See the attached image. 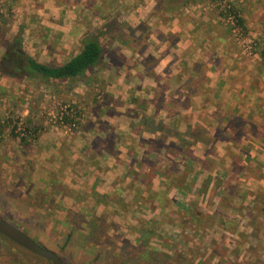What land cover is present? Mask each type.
Returning <instances> with one entry per match:
<instances>
[{
  "label": "rangeland",
  "instance_id": "1",
  "mask_svg": "<svg viewBox=\"0 0 264 264\" xmlns=\"http://www.w3.org/2000/svg\"><path fill=\"white\" fill-rule=\"evenodd\" d=\"M78 1L0 0L1 120L13 113L23 122H27L25 117H30L35 123L45 126L44 131L47 133L55 131L63 135H71L73 132H80L85 120L77 130L55 128L48 117V110L54 108L58 103L74 102L85 110L87 121L92 120L91 113L97 109L98 101L101 100L98 87L102 81L99 80V76L104 75L106 78L109 72L113 75L114 72L119 71L114 69L115 64L119 65L121 62L126 66L134 67L135 61L141 58L138 53L139 43L140 49L144 46L145 54L151 53L160 59L164 57L163 62L157 66L158 71L163 72L168 69L176 73L180 69V73L188 75L190 65H194L195 62L206 63L205 69H215L214 72H211L212 78L209 81L213 79L214 85L218 89L216 97L218 103H226L231 107L236 103L240 104L238 115L248 114L252 109L260 111V113L255 111L250 114L255 118L257 126L262 127L264 123L262 114V112L264 113V64L260 45L262 46L264 36V0H229L240 9L241 16L244 18V28L235 25L240 32H237L227 18L220 15L218 8L202 1L193 2L191 0L192 2L189 4L190 1L187 0H117L115 3H112V0H105L102 3L99 0L92 9L82 7ZM89 1L93 2V0ZM164 1L172 4L178 3V10L173 13L162 10L160 3ZM180 2L183 4L182 10H180ZM102 28H105L104 34L107 33L111 37L112 45L107 50L111 58H107L101 65V69L98 71L101 73L99 76L96 74L93 76V82L85 81L83 84L77 82L75 85L73 84V90L78 87L76 89L77 96L70 93L69 90L66 91L67 93L64 91L68 87L66 84L55 83L57 88L52 90L45 82L37 79L17 78L2 73L1 56L5 52V43L12 42L17 35L21 34L22 48L34 58L43 63L59 65L80 50L84 35L94 34L96 30L102 31ZM168 39L170 42L167 41ZM179 39L180 41H178ZM126 66L123 69V74L129 73ZM136 67L140 70L138 69L139 72L132 70L135 72L134 75L131 74L132 82L134 85H144L148 80L143 81L139 76L144 73L141 70L142 66ZM160 75L163 76V74ZM115 82L118 81L115 80ZM172 87H175V83H172ZM73 93L75 92L73 91ZM118 93L116 92V95ZM196 101L198 102V100ZM195 110L194 105L187 110H182L184 115H189V119L187 117L185 119L192 125L196 121ZM201 113H205V110H202ZM250 114L247 115L248 118ZM166 115V112L161 114L162 117ZM198 125L200 124L197 123L192 132L199 134ZM182 126L183 129L187 128L185 123ZM11 129V125L8 126L7 131L2 135L1 144L4 146L3 152L0 154V166L4 165L6 170L0 172V216L24 230L43 247L59 253L65 264H135L131 262L133 258L131 260L129 257L118 259L113 253L114 251L119 252L120 247L130 250L131 245H135L136 239L142 235L139 227L142 228L143 225H146L151 229V227L158 226L159 222L151 223V219L156 216L159 218L163 206L161 204L154 206L150 204L151 201L144 200L149 195L146 184L140 190L137 186L129 187L130 185L125 186L121 183L120 188L123 190L121 196L126 203L131 205L130 207L122 205L118 207L115 203L108 201V203L97 204L90 195L94 187L91 188L88 185H85V188L84 186L70 188L62 185L63 191L68 196L70 195L66 201L60 199V191L56 192L54 198L47 191H40L39 197L31 196V193L35 191L34 185L27 184L23 186V190L19 189L16 184L20 183V180L15 179L12 173L24 163L28 166L33 164L32 167H34L39 163L40 158L36 152L29 153L28 156L31 158L23 157L27 155H22L21 151L29 148L30 144L21 147L20 137H14ZM203 137L207 138L208 136L206 134ZM242 137L243 146L240 145V148L243 147L244 150L248 145L249 151L251 150L250 158L264 163V139L253 135L249 130L245 131ZM193 147H191V151L196 150L198 154H202L204 148L207 151V146L201 143ZM220 151L223 152V149L221 148ZM246 155L248 154L243 153L245 161H248L249 158H246ZM6 156L7 158H5ZM166 161L167 156L161 155L156 161V165L160 169ZM78 168L80 169V167ZM222 171L224 170L219 167H215L211 171L212 174L199 170L197 173H192L190 178L195 179L196 185L200 187L209 175L218 177L221 181L228 179L227 176H221ZM239 175L241 176L238 179L243 184L235 190L233 189L236 197L232 199V203L234 202L236 207H240L242 203L250 206L257 189L264 185V178L254 180L249 178L251 175L246 176L241 173ZM235 177L236 175L233 176V178ZM89 178L88 175L83 178L77 174L73 178L76 181L73 182L75 184L80 179L89 182ZM63 180H69V175ZM38 181L32 182L38 186ZM162 181L161 177L155 180L153 183L155 191L165 189ZM216 183L219 184L218 181ZM232 184L234 183L232 182ZM243 190H249L245 201H242L240 196L243 194ZM220 192L221 190L212 199L213 204H210V190L205 195L198 193L184 195L173 190L167 195V198H164V195L161 198L165 199L164 204L171 205L172 209L173 206L180 207L186 203H193L202 212L215 215V211L220 209ZM63 194H60L62 198L65 195ZM244 205L242 208L240 207L244 211L243 216L240 214L236 216L235 210L230 205L221 207L222 212L226 211L224 214H228V217L231 216L230 214L235 215L237 217L235 219L238 220V222L236 220L238 227L232 230L234 234L227 236L228 238L224 241L225 245L222 247L226 250V256L231 264H244L252 259L249 248L242 250L238 248L239 242L244 244V233L255 232L256 228L259 231H264V220L262 222L257 220L255 227H252L251 220L246 217L248 212L243 209ZM94 217H97V221L93 225ZM160 219H162L161 216ZM163 219H165V224L158 232L163 233L164 238L152 235L147 240L150 250L157 247L161 251L174 253L175 249L180 250L181 247L182 252H186L189 256L191 252L186 251V247L194 250L201 247L197 251L198 255L206 252L203 249L212 239L220 240L225 234L221 224L218 223L220 219H216V225L213 229L205 231L206 233L197 234L196 231L186 229L185 233L188 237H185L184 241H180L182 236L180 232L183 230L168 224L173 220L180 222V215L167 213L165 216L163 215ZM236 222L229 223L227 226L235 227ZM203 234L204 236H202ZM68 237L69 240H67ZM175 243L176 247H171V245L175 246ZM248 244H257L255 235L251 238V242L249 241L245 246L248 247ZM13 245L10 241H5L0 237V264H51L48 259L38 257L15 246L16 251ZM224 250L219 251L224 253ZM10 253L16 254L20 260L23 259V262L11 263L8 258ZM100 253L103 255L97 259L96 256ZM209 253L206 252V254ZM261 257L264 259V250ZM170 259L174 264L177 261L174 256ZM215 259H217L216 256ZM251 262H255V260L249 262V264H254Z\"/></svg>",
  "mask_w": 264,
  "mask_h": 264
},
{
  "label": "trees",
  "instance_id": "2",
  "mask_svg": "<svg viewBox=\"0 0 264 264\" xmlns=\"http://www.w3.org/2000/svg\"><path fill=\"white\" fill-rule=\"evenodd\" d=\"M96 2L97 0H93V2ZM105 0H101L102 3H104ZM190 1L189 4L193 2H206L210 5H213V7L219 9V13L222 17L228 18L230 15L234 17V19L237 21L236 24L243 27L244 25V18L241 16L240 9L234 5L229 0H187ZM94 3L87 2L86 6L92 7L94 6ZM112 3L117 2V0H112ZM161 9L173 13L178 10L179 4L178 3H170V2H161ZM183 4L180 2V10H182ZM186 7V6H185ZM160 8V7H159ZM184 8V7H183ZM187 8V7H186ZM231 28H233L231 26ZM244 28V27H243ZM103 29V30H102ZM99 30H96L94 34H86L82 38V45L80 50L73 55L69 60H67L65 63L60 65H51L47 63L40 62L36 58H34L31 54H29L27 51H25L22 48V37L21 34L14 37V40L12 42L7 41L5 43V52L1 56V63L3 66L2 73H4L7 76H15V77H28L37 79L41 82H53V83H62L68 85L67 89H73V84L80 82V81H89L93 82V76L101 69V65L107 60L108 56V49L112 45L111 40L107 33L104 34L105 28H102ZM102 34V35H101ZM104 34V35H103ZM170 42V39L167 40ZM262 51L261 56L263 58V64H264V36L262 39ZM139 55L140 59L135 61L134 67L141 65L144 73L151 75L158 83H160V91H158L157 98L155 97L152 99V103L159 108V106L163 107H175L178 103H180V120L183 117H187L188 115H184L182 113V110H187L190 108L193 104V95H204L205 96V107H209L211 103V96L214 95L215 90H212V87L206 86L208 84L209 78L205 74V67L206 63L201 64L200 62H195L194 65L191 66L189 69L188 75L180 73V71L173 73L172 71H168L165 76L161 77L158 76L155 72V67L158 64L160 58H157L156 56L152 54H145L144 46L140 49L139 43ZM209 60H211L209 58ZM205 65V67H204ZM140 70V69H139ZM173 73V74H170ZM172 83H175V87H172ZM180 84V89L178 88ZM58 85V84H57ZM170 88L171 91L164 96V91ZM100 94L102 96V91L100 90ZM133 101L138 103V109L134 110V116L135 117H142V119L138 121L137 125L140 126V128H143V123H150L154 122L153 117H151L148 113H146V108L148 107V104L150 103L149 100H140L139 97L136 95L133 96ZM75 117L78 121V128L84 119L85 116V110L81 109L79 104L75 103ZM259 109V108H258ZM259 112L258 110L252 109V112ZM218 112H216L217 114ZM264 115V113L262 112ZM218 115H221V117H218L219 125L216 127V130L210 134L206 139L203 137L208 133V129L214 126L213 123H210L208 128L204 125H198L199 134L197 132H192V130L187 129L186 132L178 133V131L175 130L174 127L165 128L163 124L153 125L155 129L161 130L158 131V134L155 133L157 131L150 130L149 132L157 134L154 138H149L147 140H142V144H148L149 149H153V156L150 155L144 156L143 159H140V161L137 162V165L139 168H143L144 172L142 173V182L147 186L148 190V196L144 199L146 202L151 201L150 204H153L154 206H157V204H161L163 206V209L161 213H159L162 219L159 220V218L153 217L151 219V223H158V226L156 228L149 229L146 225L141 228L139 227L140 233L142 235L140 238H137L136 244H132L130 250H126L125 247H120V251H114V255L118 259H126V258H133L131 262L135 264H174L170 258L174 256L175 259H177L175 264H231L229 261V258L226 256V250L222 249V247L225 245L224 241L227 239V236H231L232 230L236 229L238 220L235 219V215L237 216L240 214V216H243V210L241 209L244 203L240 205V207L234 206L235 203H232V199H234L235 188L240 187L243 183L238 178L239 175L243 170H245L248 166V169L250 170L251 176L254 178H264V163H261L262 161H258L256 159L250 158L249 155H246V158H249V160L245 161V157L242 153H238L236 151H230L228 155L232 160L228 161L226 158L221 157L219 159H216V157H212V155H209L207 152L206 158H201L195 155L190 150V145L192 144V141L190 140L191 136L197 137L198 139H202L205 144H210L211 142L214 143L216 140L221 141H229L230 139H233L235 142L242 143L241 142V136L245 131L252 130L254 135H258L259 137L264 139V123L262 124V127L257 126L255 124H252V126H248V123L245 119L241 118V114L238 115L233 110H228V112H222L218 113ZM11 117H5L4 119H0V142L3 141L2 135L5 131H7V127L11 125L12 121L14 119H20L18 116L14 115L13 113H10ZM183 116V117H182ZM252 116V115H251ZM67 121L70 120L69 116H66ZM72 120V119H71ZM76 128L75 130H77ZM27 130L28 133L26 135L21 136L19 132L15 131V127L11 129L12 135L14 137H20V141L23 145H29L31 139L35 138L37 136L38 130L33 127V125L27 123ZM144 131V130H143ZM164 132V134L162 133ZM184 134V135H183ZM214 134V135H213ZM142 135V134H141ZM213 135V137H212ZM178 137L179 142L176 141V137ZM164 141H162V139ZM169 138V139H168ZM154 144V145H153ZM106 147L111 149V146L109 144H106ZM164 147V151L163 148ZM149 150V151H150ZM170 154L172 157H179L180 160L177 161L174 159V161H171L169 164L165 165L164 167L160 168L156 165V161L161 155ZM213 154V153H212ZM152 155V154H151ZM151 157V158H150ZM169 158V157H168ZM216 166H220L224 171H222L221 176H227L228 179L225 181L219 180L218 177H214L213 175H209L208 178L201 184V186L196 185V180L190 178V174L197 173L199 170L205 171L206 169L214 170ZM231 173V174H230ZM229 174V175H228ZM161 177L163 179L162 183L165 186V189L163 191H155V188L153 187V177ZM233 178V176H235ZM235 180V181H234ZM216 181L219 182V184L216 183ZM213 182V185L210 189V183ZM232 182L234 184H232ZM175 189L179 191L181 194H199V195H205L206 192L210 189L211 193V201L215 198L217 192H220V200L219 205L220 209H217L215 211V215H212L211 213H204L201 210H199L197 207L194 206L193 203H186L184 205H180V207L177 205V207L173 206V209L170 206H168L165 203V199L161 198L162 195H164V198H167V195H169V192ZM234 189V190H233ZM61 189L58 188V191ZM140 190H142L140 188ZM122 188L117 190L113 193H99L96 190V187L93 188L91 192V196L95 199V202L97 204H103L104 202H113L116 204V206L121 207H130L131 205L129 203H126L125 199L121 196ZM242 197V201H245L248 194L247 190H243V194L240 195ZM107 202V203H108ZM252 204L250 206L244 205L245 207L243 209L247 210L248 213H246V217L251 220L250 223H252V227H255V223L257 220L261 221L264 220V189L259 188L257 189L252 201ZM249 204V203H248ZM230 205V207H233L235 210V215L230 214L231 216L228 217V214H224V212L221 211V207ZM229 207V206H228ZM169 210H171L169 212ZM220 210V211H219ZM242 210V211H241ZM253 211H256V213H253ZM163 213V214H162ZM170 213L173 215H180V222L178 220L169 221L170 225L176 226L183 230V232H180L181 238L180 241H184L185 237H188L185 233L186 229H191V231H196L197 234L200 232H207L211 229H213L214 225H216V219H220L218 223L221 224L222 229L225 231V234H223V238L220 240L212 239L209 244L204 248L206 252H210L209 254H206V252L199 253L197 255V251L201 247H197V249H191L190 247H186L187 250L191 252V254L188 256L186 252H182V249L180 247V250L175 249L174 253H168L161 251L160 249L152 248V250L149 249V245L147 240L153 235V237H163V233H159L161 230V227L164 223L163 215ZM162 214V215H161ZM220 216H219V215ZM218 216V217H217ZM239 216V215H238ZM101 220V219H98ZM237 220V222H236ZM95 221H97V217H94L92 219V224H95ZM236 226H227L229 223H235ZM179 223L180 225H178ZM177 224V225H174ZM235 225V224H234ZM142 226V224H141ZM159 231V232H158ZM205 232V233H206ZM263 231H259L258 228H256L255 232L252 231V233H244V244L239 242L238 248L240 250L244 248H249L248 250L251 252L250 257H252L251 260L244 264H249L250 261L254 264H264V259H262L261 254L264 250V247H260L261 245L257 244L252 245L250 244L248 247L245 246L246 243L251 242V238L255 235L256 239L258 238V233H261ZM204 236V234L202 235ZM0 237L4 239L5 241H10L13 243L14 247L20 248L22 250H26L19 245L15 244L5 236L0 234ZM69 240V237L67 238ZM221 241V242H220ZM236 241V240H235ZM165 244V243H163ZM167 244V243H166ZM168 245V244H167ZM187 246V245H186ZM197 246V245H196ZM15 247V250L17 251ZM171 247H176L175 246ZM189 248V249H188ZM261 248V251H260ZM224 250V253L219 251ZM28 251V250H26ZM29 253L33 254L32 252L28 251ZM194 254V255H193ZM214 254V256H213ZM36 255V254H33ZM103 254H97L96 258H100ZM8 258L10 259L11 263H22L23 259H19L16 254H8ZM38 256V255H36ZM61 256V255H60ZM197 256H199L197 258ZM216 256L217 259L214 260V257ZM40 257V256H38ZM62 257V256H61ZM126 257V258H125ZM63 258V257H62ZM64 260V259H63ZM233 263V262H232ZM65 264V262H64ZM234 264V263H233Z\"/></svg>",
  "mask_w": 264,
  "mask_h": 264
},
{
  "label": "crops",
  "instance_id": "3",
  "mask_svg": "<svg viewBox=\"0 0 264 264\" xmlns=\"http://www.w3.org/2000/svg\"><path fill=\"white\" fill-rule=\"evenodd\" d=\"M98 1L99 0H97L95 4H98ZM78 2L82 5V7L90 8V6H86V3L89 2V0H79ZM178 41H180V39ZM107 57L111 58L109 54ZM163 58L159 60L158 64L155 67V72L158 76L161 77L165 76L166 73L170 71L168 69L163 70V72L157 70V66L159 65V63L163 62ZM125 66L126 64L123 62H121L119 65L115 64L114 69L119 71H117L116 73L114 72L115 74L113 73V75H111V73L109 72V74L107 75L108 77L106 78L104 77V75L99 76L101 71L96 73V75L99 76V80L102 81L101 85L98 87V89L102 91L101 100L98 101L97 109L91 113L92 120L87 121V116H84L81 124L84 122V120L85 123H83L80 132H73L71 135H63L60 132L55 131H50L47 133L44 131V129H46L45 126L43 127L42 125L35 123L33 119H30V117H25L27 120L26 123L33 125V127L38 130V133L36 138L33 139L34 141L32 139L29 140L32 141L29 142V148L22 150L21 154L27 155L23 157L31 158V156H28L29 153L36 152L40 159L39 163L35 164L34 167H32L33 164L28 166L26 165V163H24L22 165H19V167H17L18 170H15L14 173H12L15 179H17L18 181L20 180V183L16 184L19 189L23 190V186H26L27 184L31 186L34 185L35 191L31 193V196L35 195V197H39V195L41 194L40 191H47L50 193L52 198H54L56 192H58V188H60V199L66 201V199L70 197V195L68 196L63 191V186L70 188H76V186H84L85 188V185H88L91 188L96 187V190L99 193L107 194L116 192L120 189V186H122V184H124L125 186L130 185L129 187L133 185L134 187L137 186L139 188H143V185L145 183L144 181L142 182L141 176L144 172V169L139 168L137 162L140 161V159H143L147 154L151 157L154 154V148L150 150L148 144H142V140L154 138L158 134V131H161H157L153 125L157 126L158 124H163L165 128L174 127L175 130L180 133V131L186 132V130L190 127V130L194 131L197 123L202 124L207 128L210 123H213L214 126L212 127L211 124V128L208 129L207 136H209L216 130V127L219 125L218 118L215 115L221 117V115H218V113L233 110L234 112H236V114H238L240 111L241 105H238V103H236L232 107L226 103H218L216 98L218 89L214 85V80L212 79L206 85L208 87H212V90H215L214 95L211 96V103L209 107H205V96L203 94L192 96V106L194 105L196 107V121L192 125L188 123V120L185 119L186 117H183L180 120V103H178L174 108L171 106H159V108H157V106L152 103V99H154L155 97L157 98V92L160 91V83H158L151 75L146 73H143V75H139L140 78L143 79V81L148 80L147 82L149 83L147 85V82H145L144 85H134L132 82L133 80L131 78V74L134 75L135 72L132 70L134 69L138 71V69L140 68H137L136 66H126V70H129V73L126 72L125 74H123V69ZM214 70L215 69L206 68L205 74L209 79L212 78L211 72H214ZM178 71H180V69ZM160 74H163V76ZM31 79L33 80V78ZM112 79L114 80L112 81ZM115 80H117L118 82H115ZM83 82L85 81H80L78 83L83 84ZM45 83L50 86L52 90L54 88H57V86L53 82ZM178 88L180 89V84ZM76 89H69V92L76 95ZM64 91L66 92L68 91V89ZM73 91L75 93H73ZM169 91H171L170 88H167L163 92L164 96H166ZM116 92H119L118 95H116ZM134 95L139 97L140 100H149L150 102L145 111L151 117H153L152 119H154V122H152V124H147L144 122L142 129L137 125L139 119L141 120L142 117H135L133 115V111L138 109V103L132 100ZM196 100H198V102ZM202 110H205V113H201ZM163 112H166L167 115L162 117L161 114ZM216 112L218 113L216 114ZM248 114L241 115V118L247 121L248 126H252V124L258 125L255 121V118L253 116H250L251 114L249 115V118L247 117ZM187 119H189V115L187 116ZM183 123L186 124V129L182 128ZM149 129L157 131L155 132L157 134L149 132ZM249 132L253 133V135L255 133L252 130H250ZM162 133L164 134L163 131ZM240 136L242 137V135ZM174 139L179 142L178 137ZM190 140L192 141L190 150L191 147H195V145L199 143L207 146V151H205L204 148L202 154L196 153V150L192 151L195 155L201 158H206L207 152L209 151L210 153L208 154L212 155V157H216V159L224 157L228 161L232 160V158H230V156L228 155L230 151H236L242 154L246 153L248 155L251 154V150L249 151L248 145H246V149L243 150V147L240 148V145L243 146V142L238 144V142H235L233 139H230L229 141L216 140L214 141V143L211 142L208 145L205 144V142L201 138L198 139L194 136H191ZM162 141H164V139H162ZM1 143L2 141L0 142V144ZM106 144H109L111 146V149L106 147ZM223 145L224 147H222ZM3 146L4 144L0 145V154L3 152ZM22 146L24 145L22 144L21 147ZM221 148L223 149V152L220 151ZM162 149L164 151V147ZM166 156L167 161L165 162L163 167L169 164L171 161H174V159L177 161L180 160L179 157H172L170 154H166ZM5 158H7V156ZM2 164H4V162H2ZM78 167H80V169ZM216 167L220 168V166ZM82 169H84V171H81ZM4 170H6L5 166L1 165L0 172ZM205 171H208L209 174H212L211 170L209 169H206ZM77 174L83 176V178L88 175V178L90 177L89 182H85L80 179V181H77L74 184L73 181H76V179L73 178H75ZM241 174H244L246 176L251 175L248 166L241 172ZM68 175L69 180H63L64 177H67ZM157 178L158 175L157 177H153L152 181L155 182ZM249 178H253L254 180L260 179L254 178L253 176H249ZM34 180H39L38 186L32 182ZM122 180L123 182H121ZM76 183L81 185H78ZM212 185L213 182L210 183V189ZM263 186H260L259 188L264 189ZM249 190H247V194ZM171 191L169 193H171ZM61 193L65 194H63V198L60 195ZM57 201L59 202V199ZM257 236L258 244L261 245V248L262 246L264 247V231L258 233Z\"/></svg>",
  "mask_w": 264,
  "mask_h": 264
},
{
  "label": "water",
  "instance_id": "4",
  "mask_svg": "<svg viewBox=\"0 0 264 264\" xmlns=\"http://www.w3.org/2000/svg\"><path fill=\"white\" fill-rule=\"evenodd\" d=\"M0 234L33 254L48 259L51 264H64L59 253L43 247L28 233L2 216H0Z\"/></svg>",
  "mask_w": 264,
  "mask_h": 264
},
{
  "label": "built area",
  "instance_id": "5",
  "mask_svg": "<svg viewBox=\"0 0 264 264\" xmlns=\"http://www.w3.org/2000/svg\"><path fill=\"white\" fill-rule=\"evenodd\" d=\"M227 20L235 27L236 25V20L234 19V17L232 15H230ZM235 29L237 30V32H240V30L235 27ZM75 103H71V102H63V103H58L54 108H50V110H48V117L51 121V124L55 127V128H61L64 130H69V131H73L76 128H78V121L77 118L75 117V108L74 105ZM66 116L70 117V120L67 121L68 119H66ZM8 118L11 117L10 115L7 116ZM72 119V120H71ZM11 127H15V131L19 132L21 136L26 135L28 133L27 130V123L23 122L21 120V118L18 119H14L12 121Z\"/></svg>",
  "mask_w": 264,
  "mask_h": 264
}]
</instances>
